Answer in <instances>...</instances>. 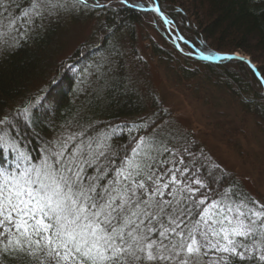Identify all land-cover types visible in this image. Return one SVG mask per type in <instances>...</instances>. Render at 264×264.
<instances>
[{
    "label": "snow or ice",
    "instance_id": "snow-or-ice-1",
    "mask_svg": "<svg viewBox=\"0 0 264 264\" xmlns=\"http://www.w3.org/2000/svg\"><path fill=\"white\" fill-rule=\"evenodd\" d=\"M86 5L0 0V47L18 46L46 21ZM244 62L264 87V75ZM108 63L98 64L93 77L103 79L101 89ZM58 87L52 83L43 99L31 96L14 114H0V156L14 153L12 162L0 161V262L264 264V200L240 190L162 120L150 116L125 125L137 134L117 145L116 126L80 117L42 141L38 155L21 152L11 130L26 128L45 104L58 103Z\"/></svg>",
    "mask_w": 264,
    "mask_h": 264
},
{
    "label": "trees",
    "instance_id": "trees-1",
    "mask_svg": "<svg viewBox=\"0 0 264 264\" xmlns=\"http://www.w3.org/2000/svg\"><path fill=\"white\" fill-rule=\"evenodd\" d=\"M119 1L87 0L82 10L46 21L44 27L33 30L18 46L0 47V114H14L29 97L43 99L50 84L59 85L54 93L58 103L45 104L26 128L11 130L19 137L17 148L21 152L38 155L42 141L80 117H87L97 125L116 126L115 144H123L137 134L124 126L138 124L141 118L151 116L162 120L165 129L180 132L193 142L194 151L203 150L215 163L195 129L179 131L174 128L176 125L165 127L175 119V110L164 95H156L148 86L146 70L151 59L163 66L172 86L184 94L190 93L203 106L217 110V103L208 94H225L233 105L253 118L255 126L264 134V87L248 64L237 59L212 63L198 56V53L212 57L246 55L260 65L258 70L264 75V0H128L127 4ZM155 2L175 29L168 31L161 16L150 8ZM94 3L103 6L93 7ZM91 19L97 22L94 32L99 38L98 44H84L72 58L57 65L54 55L60 43L71 36V28L76 24L85 26ZM150 28L156 36L150 34ZM173 33L187 41V46L179 41L183 51L174 43ZM189 48L194 53L191 56ZM81 58L88 61L84 67L80 63L81 69L75 71L74 66ZM129 59L137 62V73L144 75L146 82L141 78L142 85L134 76L135 69L131 61L128 63ZM72 62L75 65L69 70ZM106 62H110L107 82L101 89L103 79L96 81L93 77L97 65ZM232 134L228 131V140ZM13 155L5 151L0 161L12 162ZM225 171L240 190L253 196L247 179L237 172ZM12 264H28V261L20 258Z\"/></svg>",
    "mask_w": 264,
    "mask_h": 264
},
{
    "label": "rangeland",
    "instance_id": "rangeland-1",
    "mask_svg": "<svg viewBox=\"0 0 264 264\" xmlns=\"http://www.w3.org/2000/svg\"><path fill=\"white\" fill-rule=\"evenodd\" d=\"M113 1V3L120 2L119 0ZM84 10L88 14L90 13L88 9ZM67 21L69 22L70 19H67ZM96 27L97 22L93 19L85 26L74 25L71 28V36L60 43L58 52L54 55L55 63L59 65L68 58H72L78 48L84 44H98L99 38L94 32ZM151 29H149V32ZM150 34L156 36L153 30ZM174 43L179 45V41H174ZM127 55L130 56L128 53ZM238 55L248 57L242 54ZM248 58L250 59V57ZM79 61L77 65L72 62L69 69L75 65V71H79L81 69L79 64L83 63L82 66L84 67L88 60L84 61L81 58ZM130 61L135 69L134 76L139 78L140 85H142V79L145 82L146 79L142 72L137 73V62L129 59L128 63ZM253 64L256 67L260 66L256 63ZM146 77L147 82L149 81L148 86L153 90V93L164 95L175 110V119L170 123L167 122L165 127L171 128L176 125L174 128H178L179 131L195 129V133H199L197 135L204 142L205 148L214 162L224 170L237 172L242 178L247 179L252 197L255 196L254 198L258 200H264V134L260 133L255 126L253 118L246 116L238 106L232 104L228 96L222 93L209 92L208 94V97H211L217 103V110L203 106V102H196L190 93L184 94L169 83V80L165 77L163 66L155 60H150ZM228 131L233 132L230 140L227 138Z\"/></svg>",
    "mask_w": 264,
    "mask_h": 264
},
{
    "label": "water",
    "instance_id": "water-1",
    "mask_svg": "<svg viewBox=\"0 0 264 264\" xmlns=\"http://www.w3.org/2000/svg\"><path fill=\"white\" fill-rule=\"evenodd\" d=\"M156 8H159L158 6L156 7ZM160 9V8H159ZM160 16H161V14L164 16V17H166L161 11H160V13H158ZM166 26H167V28L169 29V27H170V25L169 24H165ZM178 36H181V35H177V36H173V39H174V41L175 42H177L178 40H181V41H184V39H178L177 37ZM177 47H178V49H180V45H177ZM200 54L201 53H198V56L200 57ZM204 55V54H203ZM206 56H208V55H206ZM225 56H231L232 57V59H239V60H241V61H247V60H250L249 58H245V57H242V56H239L238 54H235V55H227V54H222V55H219V56H217V57H221V58H215V57H213V58H211V59H208V60H206V61H209V62H212V63H220L221 61H223V60H226V59H222V57H225ZM252 63V62H251ZM253 64V63H252ZM254 65V64H253ZM255 66V65H254ZM256 67V66H255ZM257 68V67H256ZM258 69V68H257ZM260 73V72H259ZM261 75V74H260Z\"/></svg>",
    "mask_w": 264,
    "mask_h": 264
},
{
    "label": "bare ground",
    "instance_id": "bare-ground-1",
    "mask_svg": "<svg viewBox=\"0 0 264 264\" xmlns=\"http://www.w3.org/2000/svg\"><path fill=\"white\" fill-rule=\"evenodd\" d=\"M157 6L159 7V5L155 2V4H152L150 8L153 10V9L156 8ZM159 8H160V7H159ZM160 11H161V10H160ZM161 12H162V11H161ZM163 14H164V13H163ZM164 15H165V14H164ZM165 16H166V15H165ZM166 18H167V17H166ZM167 19H168V18H167ZM234 55H235V54H234ZM239 56H240V55H239ZM242 57H244V56H242ZM245 58H248V57H245ZM237 60H239V59H237ZM240 61H241V60H240ZM250 61H251V60H250ZM242 62H244V61H242Z\"/></svg>",
    "mask_w": 264,
    "mask_h": 264
}]
</instances>
